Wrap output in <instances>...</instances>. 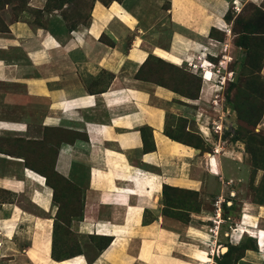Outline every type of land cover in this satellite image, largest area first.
<instances>
[{
	"label": "crops",
	"instance_id": "0c3cea01",
	"mask_svg": "<svg viewBox=\"0 0 264 264\" xmlns=\"http://www.w3.org/2000/svg\"><path fill=\"white\" fill-rule=\"evenodd\" d=\"M47 2L31 0L30 6L43 10ZM229 7L227 0L96 2L90 25L81 31L70 32L54 12L47 29L19 21L0 32V132L28 133L19 119L32 104L44 128L64 134L50 145L56 171L82 193L83 216L72 230L113 239L92 264H202L201 250L211 260L219 247L205 231L210 220L167 226L164 187L199 193L203 207L197 212H217V220L231 191L220 176L221 157L166 135L167 114L182 111L177 95L140 75L151 56L164 60L157 49L181 59L191 53L185 41L208 46L211 33L226 24ZM165 29L173 31L171 41H165ZM149 35L152 46L146 44ZM202 81L206 86L204 76ZM203 97L185 108L196 110ZM147 133L151 139L145 141ZM34 167L23 156L0 151L1 255L22 250L19 264H91L86 255L53 259L55 222L48 213L55 208L54 190L28 172ZM239 204L238 228L249 231L252 224L258 251H247L237 264H264V229L256 227L264 208ZM235 236L229 232L228 240Z\"/></svg>",
	"mask_w": 264,
	"mask_h": 264
},
{
	"label": "rangeland",
	"instance_id": "374dc122",
	"mask_svg": "<svg viewBox=\"0 0 264 264\" xmlns=\"http://www.w3.org/2000/svg\"><path fill=\"white\" fill-rule=\"evenodd\" d=\"M227 1L231 3V7L226 14V24L220 28L222 31L211 33L210 39L213 41H208V46H191L189 41H185L186 53L196 54L195 59L191 53L176 59L157 49L156 54L166 61L151 58L140 75L177 95L178 101L175 103L177 109L182 111H169L166 134L185 145L203 150L204 155L215 151L221 157L220 176L230 184L231 191L222 204V212H218L217 220H214L217 212H197L203 207V201H199V193L180 189H169L166 193L165 203L168 209L164 216L167 217L168 227L171 222L177 227H183L200 226L201 220H210L203 225L211 235L210 244L215 243L219 247L216 252H212L211 260L210 252L208 254L201 250L202 264H237L239 257L247 251L257 252L254 238L257 235L252 224L247 225L253 233L251 235L243 236L240 227L238 228V204L240 201H248L257 209L264 208V0ZM96 2L103 5L114 3L112 0H55L50 3L48 11L51 14L59 12L71 20L76 31H81L90 25ZM168 4L165 5V11ZM16 7L15 1L5 5L0 0V29L7 26V23L14 22ZM163 14L162 18L165 20L166 13ZM49 15V12L42 14L34 8L33 11L21 13L20 17L21 21L34 29L40 28L37 22L43 29H47ZM164 31L165 41H171L173 31ZM104 41L109 46L113 45L110 41ZM130 41L131 36L125 38V42ZM153 41L150 36L146 44L152 46ZM208 57L209 65L206 62L197 63V60ZM206 68L213 74L211 95L206 92L208 85L205 86L202 81V76H206ZM16 92L23 93V90L18 89ZM200 96L203 101L199 108H185ZM155 103L159 104L158 101ZM45 107L46 105L39 108L42 114ZM41 116L43 115L34 113L32 104L25 106L19 121L26 126L28 133L0 132V151L23 156L30 167L39 166L28 172L41 181V186L47 185L49 181L55 190V208L48 215L55 222L53 237L56 257L66 258L85 252L88 259L92 260L104 241L96 235L82 236L72 230L75 228L73 221L78 222L83 216L82 193L54 173L56 152L50 144L59 143L65 137L59 130L44 128ZM228 201L233 202L230 208ZM204 205L206 209L210 208L209 202ZM28 209L33 211L31 207ZM40 214L45 215L43 212ZM146 218L149 219L150 215L147 214ZM256 227L264 229V221L258 219ZM233 231H236V236L230 242L228 235ZM229 250L230 255H227ZM23 253L22 250L14 254L0 253V264H19L17 254Z\"/></svg>",
	"mask_w": 264,
	"mask_h": 264
},
{
	"label": "trees",
	"instance_id": "16d2710c",
	"mask_svg": "<svg viewBox=\"0 0 264 264\" xmlns=\"http://www.w3.org/2000/svg\"><path fill=\"white\" fill-rule=\"evenodd\" d=\"M10 1H15V2H17V7L15 8V12H16V14H15V19H14V22H19V21H21V17H20V15H21V13H27L28 11H33V9L29 6V0H1V2H5V5H9L10 4ZM52 1H55V0H48V2H47V5H46V7L43 9V10H38V12L39 13H47V12H49V14L50 15H52L51 13H50V11H48L49 10V5H50V3L52 2ZM69 1H73V0H69ZM121 1H123V0H121ZM121 1H118V0H112V2H121ZM105 6H110L109 4H104ZM57 9V8H56ZM35 11V10H34ZM50 15H49V17H50ZM62 16V15H61ZM62 18H63V20L66 22V26H67V28H68V30L70 31V32H74V31H76V26L75 25H73L72 24V22H71V20H69V19H67L65 16H62ZM225 18H226V16H225ZM13 22V23H14ZM37 25H39L40 26V28H42V26L39 24V22H37ZM8 26H4L2 29H0V32H8ZM240 47H243V46H240ZM151 58H155V57H150V59ZM150 59H148V61L146 62V64H145V66L148 64V62H149V60ZM145 68V67H144ZM144 68H143V70H144ZM142 70V71H143ZM142 73V72H141ZM196 99H198V98H196ZM165 133H166V130H165ZM167 135V134H166ZM168 136V135H167ZM170 139H172L173 141H177V142H180L179 140H177L176 138H173V137H170V136H168ZM148 138H150L151 139V134L149 133H147V134H145V141H148ZM181 143H183V142H181ZM195 148V147H194ZM54 165H55V162H54ZM54 168H55V166H54ZM54 173L56 174V175H58L59 177H61V179H63V180H65V181H67L63 176H61L57 171H56V169H54ZM49 181H47V186H49V187H51L52 189H53V187L51 186V184L50 183H48ZM68 182V181H67ZM69 183V182H68ZM169 189H175V188H172V187H168V186H165L164 187V203H165V200H166V193H167V191L169 190ZM54 190V189H53ZM54 199H55V190H54ZM165 205H166V203H165ZM167 206V205H166ZM149 221V219H145V223H147ZM97 237H100V239L102 240V241H104V245L101 247V249H100V251H98V253H97V255L92 259V260H90V259H88L89 260V263H91L92 264V262H93V260L94 259H96L98 256H99V254L100 253H102L105 249H107L110 245H111V243H112V241H113V239L111 238V237H105V236H97ZM247 250V249H246ZM246 250L244 251V252H246ZM230 253V250H229V252L227 253V255H230L229 254ZM245 254V253H244ZM76 255H86L87 256V258H89L88 257V255L85 253V252H79V253H77V254H74V255H72V256H70V257H66V258H57L56 257V255H55V240H54V246H53V253H52V257H53V259L54 260H57V261H61V260H65V259H70L71 257H74V256H76ZM244 257V255H242V256H240L239 257V259H238V261L240 260V259H242ZM237 261V262H238Z\"/></svg>",
	"mask_w": 264,
	"mask_h": 264
},
{
	"label": "bare ground",
	"instance_id": "6f19581e",
	"mask_svg": "<svg viewBox=\"0 0 264 264\" xmlns=\"http://www.w3.org/2000/svg\"><path fill=\"white\" fill-rule=\"evenodd\" d=\"M190 57V56H189ZM190 60V59H189ZM191 60H193V59H191ZM228 61L226 60V63H227ZM206 64L207 65H209L208 64V62H206ZM224 65V64H223ZM204 72V71H203ZM206 76H205V78H204V80H205V82H206V84L208 85V88H207V93L208 94H210V87H211V84H212V76H213V74H212V72H207L206 71ZM211 95V94H210ZM243 232V234L244 235H251L252 233L250 232V231H242ZM249 239V238H248ZM203 263V262H202Z\"/></svg>",
	"mask_w": 264,
	"mask_h": 264
}]
</instances>
